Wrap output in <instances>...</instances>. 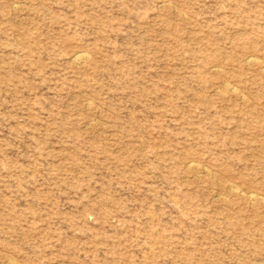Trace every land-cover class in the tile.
Wrapping results in <instances>:
<instances>
[{
  "label": "rangeland",
  "instance_id": "374dc122",
  "mask_svg": "<svg viewBox=\"0 0 264 264\" xmlns=\"http://www.w3.org/2000/svg\"><path fill=\"white\" fill-rule=\"evenodd\" d=\"M0 264H264V0H0Z\"/></svg>",
  "mask_w": 264,
  "mask_h": 264
},
{
  "label": "bare ground",
  "instance_id": "6f19581e",
  "mask_svg": "<svg viewBox=\"0 0 264 264\" xmlns=\"http://www.w3.org/2000/svg\"><path fill=\"white\" fill-rule=\"evenodd\" d=\"M81 54H83V53H81ZM81 54H79V55L77 56V58H76L77 60L80 59V61H81V59L84 58V57L87 55V54H86L85 56H83L84 54H83V55H81ZM75 57H76V55H75ZM87 57H88V56H87ZM89 57H90V56H89ZM76 59H75V60H76ZM252 59H253V57H252ZM252 59H250V61H251ZM77 60H76V62H77ZM78 61H79V60H78ZM80 61H79V62H80ZM254 61H255V60H254ZM234 91H235V90H234ZM238 193H239V192H238Z\"/></svg>",
  "mask_w": 264,
  "mask_h": 264
}]
</instances>
